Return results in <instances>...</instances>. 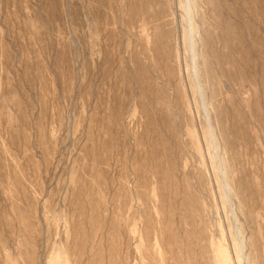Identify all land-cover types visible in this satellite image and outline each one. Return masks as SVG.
<instances>
[{"label":"rangeland","instance_id":"374dc122","mask_svg":"<svg viewBox=\"0 0 264 264\" xmlns=\"http://www.w3.org/2000/svg\"><path fill=\"white\" fill-rule=\"evenodd\" d=\"M0 264H264V0H0Z\"/></svg>","mask_w":264,"mask_h":264}]
</instances>
